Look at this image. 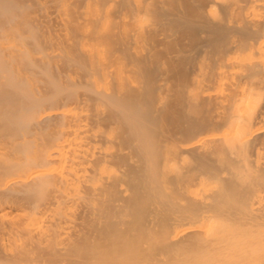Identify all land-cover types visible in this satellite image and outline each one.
<instances>
[{"label":"bare ground","instance_id":"1","mask_svg":"<svg viewBox=\"0 0 264 264\" xmlns=\"http://www.w3.org/2000/svg\"><path fill=\"white\" fill-rule=\"evenodd\" d=\"M0 264H264V0H0Z\"/></svg>","mask_w":264,"mask_h":264}]
</instances>
